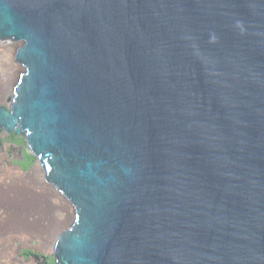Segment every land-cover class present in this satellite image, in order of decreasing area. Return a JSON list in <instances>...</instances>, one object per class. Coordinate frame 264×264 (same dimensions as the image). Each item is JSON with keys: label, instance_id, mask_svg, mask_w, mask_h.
<instances>
[{"label": "water", "instance_id": "1", "mask_svg": "<svg viewBox=\"0 0 264 264\" xmlns=\"http://www.w3.org/2000/svg\"><path fill=\"white\" fill-rule=\"evenodd\" d=\"M0 42L55 264H264V0H0Z\"/></svg>", "mask_w": 264, "mask_h": 264}, {"label": "bare ground", "instance_id": "2", "mask_svg": "<svg viewBox=\"0 0 264 264\" xmlns=\"http://www.w3.org/2000/svg\"><path fill=\"white\" fill-rule=\"evenodd\" d=\"M9 44L0 42V65L2 64V54L9 50ZM9 70L7 67L5 77H0V97L6 99L8 95H6L7 83H10L15 75ZM0 107L4 108L10 116L13 115V105L8 99L7 103L0 104ZM6 134L10 135L5 136ZM12 134L23 137L30 154L39 161L29 174L23 173L19 165H12L6 155L7 148L13 146ZM29 136L30 133L27 129L24 133H15V129L9 133L5 127L0 126V264H55V254L53 257L47 258L29 249H24L23 255L19 253L23 247L29 245L42 250V242L50 240L70 219L67 204L57 192L59 190L63 193L62 190L55 183L51 182L50 185L45 182L40 176L41 172L45 170L42 168H46V166L41 156L36 154L29 145ZM36 179H42V186L34 187L33 183ZM64 196L68 199L65 194ZM70 203L72 202L70 201ZM73 207L75 209L74 205ZM75 225L76 222L73 227ZM49 246V250L55 252L56 246L50 244Z\"/></svg>", "mask_w": 264, "mask_h": 264}, {"label": "rangeland", "instance_id": "3", "mask_svg": "<svg viewBox=\"0 0 264 264\" xmlns=\"http://www.w3.org/2000/svg\"><path fill=\"white\" fill-rule=\"evenodd\" d=\"M8 47H9V50L2 54V64L0 65V77L1 78H4L5 77L6 71H7V67H8V69H10L9 71L11 73L15 74L14 75V78L11 80V82L10 83L9 82L7 83L8 86L6 88V95L8 94L6 97H12L13 96V94H12L13 93V89L16 86V84H17V82L19 80V77H20L21 73L23 72V67H21L15 61V53H16V50L18 48V45L14 44V43H11V44L8 45ZM10 66H11L12 69L10 68ZM5 103H7V99L6 98H3V97H0V104L2 105V104H5ZM7 135H10V134H6L5 136H7ZM16 137L20 138L23 141L22 142H15L13 140V138H12V140H13V146H11L10 148H7L6 155L9 158V160H10V162H11L12 165H15V166L16 165H19L21 167V170H22L23 173L29 174L37 166V164L39 163V161L34 156H32L30 154V151H29L28 147L26 146V143H25L23 137H21V136H16ZM23 144H24V146H23ZM19 146H20V148H19ZM26 155H30L32 157V159L31 160L26 159V163L24 165V164H22L23 163V157H25ZM42 170H44L45 172L44 171L41 172V175H40L41 178L43 177V180L51 185V182H49L48 179H47L48 174H47L46 168L43 167ZM36 180H34V183H33L34 187H40V186H42L41 185L42 179L41 180L40 179H36ZM56 190H57V188H56ZM57 192L63 198L64 202L67 204V207L69 209L68 211H70V219L64 225L61 226V229L59 230V232L57 231L56 235L52 236L53 238H56V239H53L51 237L50 240L49 239L48 240H45L46 243L44 241L42 242V248H41L42 250H40L37 247H34L32 245L31 246L29 245V246L23 247L21 249V252L19 254L22 253L21 255H23V250L24 249L25 250H28L29 249V250L34 251L36 254L44 255L47 258L53 257V255L55 254V252H54V250H51V251L49 250V248H48V247H50L49 244L52 245V246L53 245L56 246L57 241L61 237V235H63L67 230L71 229L73 227V225L75 224V222H76V211H75L72 203H70V201L59 190H57ZM55 240H56V242H55ZM49 242H51V243H49ZM52 246H51V249H53ZM54 249H56V247Z\"/></svg>", "mask_w": 264, "mask_h": 264}, {"label": "trees", "instance_id": "4", "mask_svg": "<svg viewBox=\"0 0 264 264\" xmlns=\"http://www.w3.org/2000/svg\"><path fill=\"white\" fill-rule=\"evenodd\" d=\"M12 138H13V140H14L15 142H22V141H23V140H21L20 138L16 137L14 134L12 135ZM23 145H24V144H23ZM26 159L31 160L32 157H31L30 155H26V156L24 157V162H23L22 164L25 165V163H26Z\"/></svg>", "mask_w": 264, "mask_h": 264}, {"label": "flooded vegetation", "instance_id": "5", "mask_svg": "<svg viewBox=\"0 0 264 264\" xmlns=\"http://www.w3.org/2000/svg\"><path fill=\"white\" fill-rule=\"evenodd\" d=\"M7 99H8V101L11 103V101H12V100H11V97H7Z\"/></svg>", "mask_w": 264, "mask_h": 264}]
</instances>
